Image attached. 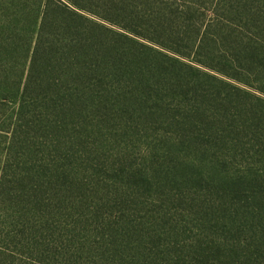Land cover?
<instances>
[{
	"label": "rangeland",
	"instance_id": "1",
	"mask_svg": "<svg viewBox=\"0 0 264 264\" xmlns=\"http://www.w3.org/2000/svg\"><path fill=\"white\" fill-rule=\"evenodd\" d=\"M73 1L0 0V264H245L264 0Z\"/></svg>",
	"mask_w": 264,
	"mask_h": 264
},
{
	"label": "trees",
	"instance_id": "2",
	"mask_svg": "<svg viewBox=\"0 0 264 264\" xmlns=\"http://www.w3.org/2000/svg\"><path fill=\"white\" fill-rule=\"evenodd\" d=\"M50 1L51 5V13H57L58 15H62L63 20V30L66 32L71 31L73 28L72 24L67 22H75L76 20L83 19L87 23L85 24L86 27H84L85 35H86V41H87V47L90 49L96 44L94 42L98 41L100 38L98 35H95L93 33L94 29H99V26L97 23L83 17V15H80L74 8L79 9L81 8L76 1H63V0H48ZM49 4L43 3L42 9L38 11V31L42 30L45 24V20L48 14V10L50 8ZM73 7V8H72ZM40 13V16H39ZM67 15V16H64ZM76 19V20H75ZM38 20V19H37ZM75 32V31H71ZM99 45V44H98ZM249 197V196H246ZM255 194L251 195V198H254ZM263 202H264V196H263ZM256 217L258 219L256 224H251L250 230L252 231V235L250 236L253 240L254 249L247 248V254L245 257V264H264V206H262L261 209H258ZM233 254L236 255V252L233 251Z\"/></svg>",
	"mask_w": 264,
	"mask_h": 264
}]
</instances>
